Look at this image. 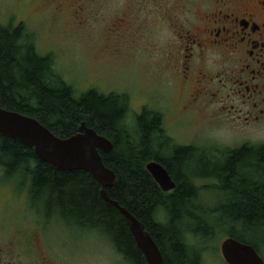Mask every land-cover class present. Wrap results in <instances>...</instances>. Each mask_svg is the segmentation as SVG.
Masks as SVG:
<instances>
[{
	"label": "trees",
	"instance_id": "obj_1",
	"mask_svg": "<svg viewBox=\"0 0 264 264\" xmlns=\"http://www.w3.org/2000/svg\"><path fill=\"white\" fill-rule=\"evenodd\" d=\"M0 106L38 119L62 138L77 133L85 122L110 139L112 151L100 152L117 176L106 188L109 197L145 225L160 248L162 264H201L199 251L185 241L186 220H196L189 208L199 209L194 206H198L200 187L185 169H168L177 186L166 193L146 169V163L157 157L153 147L164 138L160 112L143 108L135 117L132 134L126 123L128 96L95 89L77 94L55 71L52 56L38 53L23 24L0 25ZM188 150L176 147L174 160ZM220 156L210 166L213 173L195 176L213 178L215 189L227 196L214 207L200 209L210 214L212 230L216 227L225 237L253 245L264 259V144L244 143ZM0 167L27 176L30 196L44 198L49 212L77 227L100 229L125 262L147 264L126 220L102 199L100 185L89 173L57 169L38 158L32 148L2 134ZM193 231L203 240L213 237L211 230L195 227Z\"/></svg>",
	"mask_w": 264,
	"mask_h": 264
},
{
	"label": "rangeland",
	"instance_id": "obj_2",
	"mask_svg": "<svg viewBox=\"0 0 264 264\" xmlns=\"http://www.w3.org/2000/svg\"><path fill=\"white\" fill-rule=\"evenodd\" d=\"M121 1L66 0L57 10L50 0H0V25L23 24L38 53L52 56L55 71L77 94L89 89L126 94L132 134L136 115L146 107L162 114V126L178 145L218 148L219 156L227 146L249 143L238 129L208 124L182 106L177 76L159 52L164 27L149 21L145 32L142 11L123 7ZM211 165L195 159L191 168H184L200 187L194 206L199 209L189 208L197 221L186 220L185 241L199 251L201 264H225L219 248L225 236L211 229L210 214L200 207H214L227 194L215 189L213 178L195 176H209ZM28 186L23 173L0 167V264H129L100 229L77 227L49 212L44 198L34 200ZM195 227L213 231V237L203 240Z\"/></svg>",
	"mask_w": 264,
	"mask_h": 264
},
{
	"label": "flooded vegetation",
	"instance_id": "obj_3",
	"mask_svg": "<svg viewBox=\"0 0 264 264\" xmlns=\"http://www.w3.org/2000/svg\"><path fill=\"white\" fill-rule=\"evenodd\" d=\"M50 1L57 10L66 4V0ZM136 1L123 0L120 4L142 11L145 32L149 21L164 27L159 52L170 61L169 68L177 76L176 92L184 108L216 126L228 125L229 120L235 125L264 118V104L255 103L264 100V0ZM82 9L83 3L78 5V11ZM250 102L254 111L246 112L244 106ZM215 104L223 107L217 110ZM161 129L164 138L153 147L157 157L148 162L159 163L169 174L168 169H184L195 159L216 164L220 154L236 148L227 146L218 156V148L206 151L178 145L162 125ZM176 147L189 148L177 161Z\"/></svg>",
	"mask_w": 264,
	"mask_h": 264
},
{
	"label": "water",
	"instance_id": "obj_4",
	"mask_svg": "<svg viewBox=\"0 0 264 264\" xmlns=\"http://www.w3.org/2000/svg\"><path fill=\"white\" fill-rule=\"evenodd\" d=\"M0 134L21 141L32 148L38 158L57 169L82 170L89 173L99 183L102 199L113 205L126 220L135 244L147 264H162L160 248L145 229V225L107 194L106 188L117 181L115 172L104 164L101 155L112 151L113 143L110 139L87 126L85 122L79 124L77 133L62 138L38 119L1 106ZM146 169L162 191L175 189V182L159 163L150 161L146 164ZM219 248L226 264H264L263 257L253 245L233 237H225Z\"/></svg>",
	"mask_w": 264,
	"mask_h": 264
},
{
	"label": "clouds",
	"instance_id": "obj_5",
	"mask_svg": "<svg viewBox=\"0 0 264 264\" xmlns=\"http://www.w3.org/2000/svg\"><path fill=\"white\" fill-rule=\"evenodd\" d=\"M216 58L219 59V56H217ZM218 69H219V66H217V70ZM252 103L253 102H250L249 104L244 106L246 112L254 111L251 106ZM255 103L264 104V100L260 102H255ZM213 107L218 110L219 108L223 107V105L215 104ZM227 123H228V126H232L238 129L239 137L243 138L250 144L252 145L264 144V118L260 120H252V121H249L248 123H240V124H235V125H232L230 120L227 121Z\"/></svg>",
	"mask_w": 264,
	"mask_h": 264
}]
</instances>
